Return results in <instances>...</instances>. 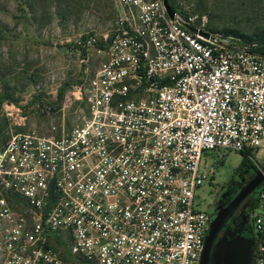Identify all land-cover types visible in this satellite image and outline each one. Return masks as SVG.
<instances>
[{
	"label": "built area",
	"instance_id": "obj_1",
	"mask_svg": "<svg viewBox=\"0 0 264 264\" xmlns=\"http://www.w3.org/2000/svg\"><path fill=\"white\" fill-rule=\"evenodd\" d=\"M117 3L102 43L74 42L84 74L98 58L74 88L83 123L0 149V264H200L206 154L264 152V59L164 0ZM256 198L264 264V183Z\"/></svg>",
	"mask_w": 264,
	"mask_h": 264
},
{
	"label": "rangeland",
	"instance_id": "obj_2",
	"mask_svg": "<svg viewBox=\"0 0 264 264\" xmlns=\"http://www.w3.org/2000/svg\"><path fill=\"white\" fill-rule=\"evenodd\" d=\"M171 5L194 25L231 37L238 46L251 49L230 32L264 37V0H172ZM118 13L117 0H0V149L17 134L59 137L83 123L86 103L75 98L74 88L93 76L98 58L84 74L74 42L93 35L102 43ZM245 159L248 164L242 165L240 153L206 154L208 179L198 206L211 219L264 167V152ZM255 195L219 229L208 264H253Z\"/></svg>",
	"mask_w": 264,
	"mask_h": 264
},
{
	"label": "water",
	"instance_id": "obj_3",
	"mask_svg": "<svg viewBox=\"0 0 264 264\" xmlns=\"http://www.w3.org/2000/svg\"><path fill=\"white\" fill-rule=\"evenodd\" d=\"M164 6L169 16L171 18H174L175 13L170 6V0H164ZM187 28L188 30L194 33H198L204 36L205 38H210V35L207 33L198 32L196 29H193L191 27H187ZM219 44L229 50L237 51V49L234 47L225 45L223 43H219ZM255 56L264 59V55H255ZM263 183H264V167L256 174V176L247 184V186L243 189V191L231 202V204L226 209H224L221 213H219L217 217L211 219L210 228L205 240L204 250L201 256L200 264H208V257L212 246V242L219 229L241 208V206L249 198H251L254 194H257V192L261 189ZM209 215L211 218L212 214L209 213Z\"/></svg>",
	"mask_w": 264,
	"mask_h": 264
},
{
	"label": "trees",
	"instance_id": "obj_4",
	"mask_svg": "<svg viewBox=\"0 0 264 264\" xmlns=\"http://www.w3.org/2000/svg\"><path fill=\"white\" fill-rule=\"evenodd\" d=\"M171 1L172 0H170V5H171ZM230 34L240 38L244 44L251 47V49H247V48L238 46L239 48H243L251 54L264 55V39H263L264 37L263 36L258 37V39H253L251 37L239 35L236 32H230ZM241 155H242V165H247L248 162L245 159L246 155H244V154H241ZM255 198H256V196H255ZM256 200H257V198H256ZM253 208H254V204H251L250 209H253Z\"/></svg>",
	"mask_w": 264,
	"mask_h": 264
}]
</instances>
